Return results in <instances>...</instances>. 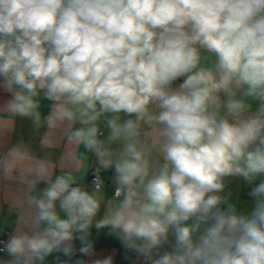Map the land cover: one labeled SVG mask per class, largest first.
<instances>
[{
    "label": "clouds",
    "instance_id": "1",
    "mask_svg": "<svg viewBox=\"0 0 264 264\" xmlns=\"http://www.w3.org/2000/svg\"><path fill=\"white\" fill-rule=\"evenodd\" d=\"M0 89L64 145L0 152V264H114L93 229L141 264H264V0H0Z\"/></svg>",
    "mask_w": 264,
    "mask_h": 264
},
{
    "label": "crops",
    "instance_id": "2",
    "mask_svg": "<svg viewBox=\"0 0 264 264\" xmlns=\"http://www.w3.org/2000/svg\"><path fill=\"white\" fill-rule=\"evenodd\" d=\"M10 98V94L0 89V106ZM48 104L49 102L46 100L42 102L41 111L45 114L49 111ZM102 130L104 129L102 128ZM45 131V128L34 129L31 121L27 118L17 117L14 123H7L6 120H0V152H3L7 145L23 138L25 141H29L37 152H52L56 157H59L64 150L63 142L55 148L41 149V142H48V137L44 135ZM57 163L60 164L63 161L58 160ZM90 172H94V169H90L85 174L83 183H87ZM104 175L111 176L112 173L109 171ZM106 187L110 192L111 186L107 182ZM251 187L252 185H249L240 177L228 178L224 194L231 193L232 200L238 204L241 211H244L246 207L250 208L251 206L249 201L252 198L248 195ZM23 196L24 193L19 185L0 182V227H3V225L15 227L20 211L17 202L22 200ZM91 239L94 243L95 251L93 259H103L111 256L114 264H141L140 258L134 252L126 250L119 239L110 235L107 230L93 229ZM77 247H79V242H77ZM51 259L52 257L49 258V260Z\"/></svg>",
    "mask_w": 264,
    "mask_h": 264
},
{
    "label": "built area",
    "instance_id": "3",
    "mask_svg": "<svg viewBox=\"0 0 264 264\" xmlns=\"http://www.w3.org/2000/svg\"><path fill=\"white\" fill-rule=\"evenodd\" d=\"M94 179H95L94 172H90L89 175H88V181H87L86 184H90ZM107 184L109 186H111V182L110 181H107ZM4 239H6V237L0 236V240H4Z\"/></svg>",
    "mask_w": 264,
    "mask_h": 264
}]
</instances>
